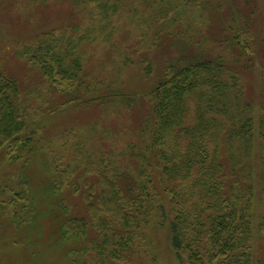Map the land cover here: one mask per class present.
<instances>
[{
  "label": "trees",
  "instance_id": "trees-1",
  "mask_svg": "<svg viewBox=\"0 0 264 264\" xmlns=\"http://www.w3.org/2000/svg\"><path fill=\"white\" fill-rule=\"evenodd\" d=\"M217 1L219 10L226 6ZM138 2L148 4L168 27L197 0H135L133 10L129 0H74L76 8L88 11L91 24L41 33L16 47L14 54L38 69L45 89L63 100L58 111L99 106L105 116L114 107L132 109L141 101L116 87L120 76L109 83L87 73L91 44L112 38L120 13L136 22ZM226 11L225 35L239 33L241 25L249 28V15L229 3ZM154 17L145 20L143 34ZM226 41L248 50L238 38ZM152 69L147 65L146 74ZM31 94L22 92L0 63V152L32 148L44 122L58 112L51 101L33 103ZM244 98L241 77L224 60L191 57L168 69L143 96L150 104L148 117L134 129L123 153L108 148L107 129L96 136L98 124L85 125L86 136L75 128L64 132L74 158L65 165L52 155L53 189L82 194L87 203L86 217L69 214L65 222V234L79 243L72 244L73 264H130L139 256V231L154 216L163 227L169 223L172 248L182 264H255L257 176L264 191V154L257 175L256 153L264 122L258 136L253 105ZM97 139L91 152L87 143Z\"/></svg>",
  "mask_w": 264,
  "mask_h": 264
},
{
  "label": "rangeland",
  "instance_id": "rangeland-1",
  "mask_svg": "<svg viewBox=\"0 0 264 264\" xmlns=\"http://www.w3.org/2000/svg\"><path fill=\"white\" fill-rule=\"evenodd\" d=\"M33 1L0 0V63L4 71L19 81L22 92L32 93L33 103L51 101L57 112L63 100L45 89L38 69L17 57L15 49L41 33L85 27L91 24V16L87 10L76 8L74 0ZM133 1L129 0L131 10ZM219 1L249 15L247 22L243 17L249 28L241 25L237 27L239 33L229 31L225 35L228 12L226 6L221 10L216 7L217 0H210L209 5L197 0L194 7L183 12L179 22L168 27L154 15L156 11L142 2L135 6L136 22L124 13L118 14L114 18L117 30L112 38L91 44L87 73L92 79L109 83L120 76L121 82L116 87L137 95L141 101L132 109L114 107L105 116L99 106H68L44 122L43 133L35 139L32 148L0 152V264H73L72 244L79 243L65 234V222L69 214L86 217L87 203L82 194L71 190L57 194L53 189L52 155L56 153L65 165L74 158L72 144L63 133L75 128L86 136L89 128L84 132L85 125L98 124L97 133L93 134L97 136L98 131L107 129L112 139L108 148L123 153L126 144L133 141L134 129L148 117L150 104L143 96L158 85L168 69L188 63L191 57H220L239 74L245 90L244 101L253 105L259 136L260 124L264 122V0ZM151 17L154 22L152 19L150 31L146 34V30L145 35L141 28L147 29L145 20ZM226 37L238 38L240 45L247 42L248 50L231 45ZM127 58L129 62L125 63ZM149 64H153L150 75L145 71ZM193 117L190 115L189 124ZM97 141H88L91 152L96 151L92 144ZM257 148L258 175L261 153L264 154L263 138L258 140ZM259 185L257 176L252 242L255 264L264 262V191ZM166 208L170 212L168 201ZM139 232V256L130 264H182L172 248L169 223L163 227L159 217L154 216Z\"/></svg>",
  "mask_w": 264,
  "mask_h": 264
}]
</instances>
